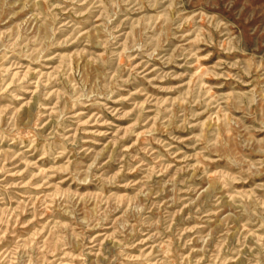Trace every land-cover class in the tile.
I'll return each mask as SVG.
<instances>
[{
  "label": "rangeland",
  "instance_id": "obj_1",
  "mask_svg": "<svg viewBox=\"0 0 264 264\" xmlns=\"http://www.w3.org/2000/svg\"><path fill=\"white\" fill-rule=\"evenodd\" d=\"M0 264H264V0H0Z\"/></svg>",
  "mask_w": 264,
  "mask_h": 264
}]
</instances>
